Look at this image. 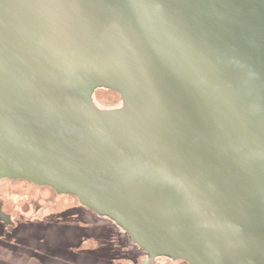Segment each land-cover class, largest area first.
<instances>
[{
  "label": "water",
  "instance_id": "water-1",
  "mask_svg": "<svg viewBox=\"0 0 264 264\" xmlns=\"http://www.w3.org/2000/svg\"><path fill=\"white\" fill-rule=\"evenodd\" d=\"M1 180L146 264H264V0H0Z\"/></svg>",
  "mask_w": 264,
  "mask_h": 264
},
{
  "label": "rangeland",
  "instance_id": "rangeland-1",
  "mask_svg": "<svg viewBox=\"0 0 264 264\" xmlns=\"http://www.w3.org/2000/svg\"><path fill=\"white\" fill-rule=\"evenodd\" d=\"M1 213L6 218H0V264H80V260L71 251L63 252L57 249L55 245L57 236L54 240L47 239L51 247L50 256L47 261H43L40 255L41 250L44 251L42 247H45V244L38 243L41 232L40 235L34 234L41 228L39 225H47L49 228L51 222L64 221L66 217L71 216L75 218L81 216L85 230L81 239H77L78 237L74 235L69 236L67 238L71 242L69 246L74 247L77 243L78 245L82 243V248L86 249L105 246L109 252L107 255L102 254V259L99 261L101 263L92 259L94 264H108L109 258L112 264H146L148 260V255L137 249L130 242L128 234L118 226L112 225L104 218L98 216L95 218L86 208L79 206V202L74 197L58 195L47 187H37L24 181L1 180ZM24 222L32 223L35 227L23 228ZM60 231H63L64 235L69 234L67 228ZM150 264L184 263L158 257Z\"/></svg>",
  "mask_w": 264,
  "mask_h": 264
},
{
  "label": "trees",
  "instance_id": "trees-1",
  "mask_svg": "<svg viewBox=\"0 0 264 264\" xmlns=\"http://www.w3.org/2000/svg\"><path fill=\"white\" fill-rule=\"evenodd\" d=\"M99 90H104V91L115 93V92L107 90V89H99ZM115 94H117V93H115ZM79 206H81L83 209H85V207H83L81 204H79ZM88 212L90 214H92L95 218H98L97 215H95L92 211L88 210ZM66 218L67 219L64 221L60 220V221H56V222H51V224H49V228L47 227V225H39L41 228H39V231L34 233L35 235H37L41 232V235L39 234L40 236L38 239V243L45 244V247H42L44 249V251L42 252V250H41V255H40V257L43 259V261H47V258H49V256H50L51 247L49 246L50 242L48 243L47 239L52 238V240H54V239H56V236H57L58 237L57 241L55 240V245L57 246V249H61L59 251H63V252L64 251H71L72 254L77 256L78 260H80V264H91V263L94 264L92 262V259H94V262L97 261L98 263H101L99 261H101V259H102V254L106 253V255H107L109 253V252H107L108 250L105 246H103V247L99 246L96 248L94 247L93 249L82 248V243H79V245L77 243L74 247L69 246V244L71 242L68 241L67 238L69 236H73V235L76 238L78 237L77 239L83 238L85 227L82 226L84 224V222H83V220H81V218H82L81 216L76 217V218L72 217V216L66 217ZM100 218H102V217H100ZM104 219L108 220L112 225L116 226V224L113 223L108 218H104ZM52 223H54V224H52ZM23 226H24L23 228H25L27 226L28 227H35V226H32V223H29V222H24ZM65 228H67L69 230L68 235H64V232L60 231V229H65ZM34 234H32V235H34ZM25 238L27 240L29 239V237H25ZM60 239H61V241H60ZM43 240H44V243H42ZM135 247L137 249H139L141 252H143L139 247H137V246H135ZM110 249H111V247H110ZM67 257H69V256H67ZM183 263L188 264L185 261H183ZM108 264H112V260L110 258L108 259Z\"/></svg>",
  "mask_w": 264,
  "mask_h": 264
}]
</instances>
